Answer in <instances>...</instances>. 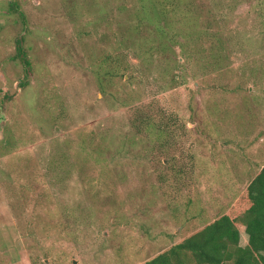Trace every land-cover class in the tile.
I'll list each match as a JSON object with an SVG mask.
<instances>
[{
	"label": "rangeland",
	"instance_id": "1",
	"mask_svg": "<svg viewBox=\"0 0 264 264\" xmlns=\"http://www.w3.org/2000/svg\"><path fill=\"white\" fill-rule=\"evenodd\" d=\"M263 164L264 0H0V264H139Z\"/></svg>",
	"mask_w": 264,
	"mask_h": 264
},
{
	"label": "trees",
	"instance_id": "2",
	"mask_svg": "<svg viewBox=\"0 0 264 264\" xmlns=\"http://www.w3.org/2000/svg\"><path fill=\"white\" fill-rule=\"evenodd\" d=\"M163 135L166 125H159ZM162 128V129H161ZM249 242L239 244L237 222ZM264 264V164L230 209L139 264Z\"/></svg>",
	"mask_w": 264,
	"mask_h": 264
}]
</instances>
